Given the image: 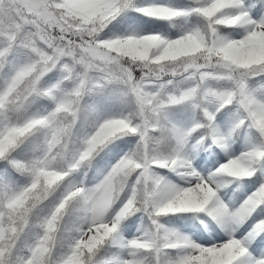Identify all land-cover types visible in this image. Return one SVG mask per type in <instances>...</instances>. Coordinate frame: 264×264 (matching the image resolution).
Segmentation results:
<instances>
[{
	"label": "snow or ice",
	"instance_id": "obj_1",
	"mask_svg": "<svg viewBox=\"0 0 264 264\" xmlns=\"http://www.w3.org/2000/svg\"><path fill=\"white\" fill-rule=\"evenodd\" d=\"M0 264H264V0H0Z\"/></svg>",
	"mask_w": 264,
	"mask_h": 264
}]
</instances>
